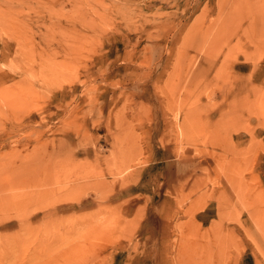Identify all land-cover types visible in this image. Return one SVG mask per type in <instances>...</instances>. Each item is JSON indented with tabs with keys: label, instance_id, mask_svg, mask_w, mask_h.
Instances as JSON below:
<instances>
[{
	"label": "rangeland",
	"instance_id": "374dc122",
	"mask_svg": "<svg viewBox=\"0 0 264 264\" xmlns=\"http://www.w3.org/2000/svg\"><path fill=\"white\" fill-rule=\"evenodd\" d=\"M0 264H264V0H0Z\"/></svg>",
	"mask_w": 264,
	"mask_h": 264
}]
</instances>
